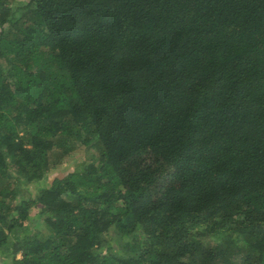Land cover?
I'll return each instance as SVG.
<instances>
[{
	"label": "trees",
	"instance_id": "16d2710c",
	"mask_svg": "<svg viewBox=\"0 0 264 264\" xmlns=\"http://www.w3.org/2000/svg\"><path fill=\"white\" fill-rule=\"evenodd\" d=\"M0 264H264V0H0Z\"/></svg>",
	"mask_w": 264,
	"mask_h": 264
},
{
	"label": "rangeland",
	"instance_id": "374dc122",
	"mask_svg": "<svg viewBox=\"0 0 264 264\" xmlns=\"http://www.w3.org/2000/svg\"><path fill=\"white\" fill-rule=\"evenodd\" d=\"M87 157H90V153L86 151L85 146H74L73 152L66 155L61 161L59 160L58 163L54 165V170H52L54 172L50 175V178L54 176L62 177L68 170H72L77 164L85 161Z\"/></svg>",
	"mask_w": 264,
	"mask_h": 264
}]
</instances>
